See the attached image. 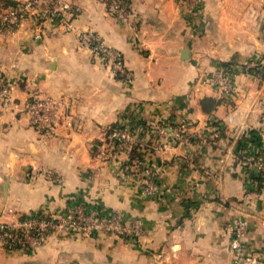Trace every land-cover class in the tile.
Listing matches in <instances>:
<instances>
[{"label":"crops","instance_id":"crops-1","mask_svg":"<svg viewBox=\"0 0 264 264\" xmlns=\"http://www.w3.org/2000/svg\"><path fill=\"white\" fill-rule=\"evenodd\" d=\"M60 1L71 7V29L30 18L0 27V75L14 101L0 100V222L81 206L120 211L144 228L134 239L66 232L30 252L0 246V264H235L239 217L247 220L246 264H264V185L257 188L245 159L264 162V0H123L130 24L107 0ZM75 30L118 49L131 79ZM256 65L262 76L248 71ZM229 70L233 94L221 97L210 79ZM33 95L60 103L70 125L39 135L23 111ZM126 118L148 130L139 149L160 199L123 175L124 154H107L108 129ZM161 124L181 127V142L153 146Z\"/></svg>","mask_w":264,"mask_h":264},{"label":"built area","instance_id":"built-area-1","mask_svg":"<svg viewBox=\"0 0 264 264\" xmlns=\"http://www.w3.org/2000/svg\"><path fill=\"white\" fill-rule=\"evenodd\" d=\"M191 6L195 0H181ZM108 11L119 22L130 24L132 14L123 0H107ZM71 7L60 0H22L12 4H0V27L17 26L22 20L30 18L36 24L43 19H55L66 22V28L71 29L67 20ZM81 45L122 77L131 79V72L125 67L121 52L107 44L99 35L90 30H75ZM210 82L218 89L221 97L233 94L234 82L231 71L211 77ZM0 100L3 105L14 104L8 82L0 75ZM23 111L29 125L41 136H51L63 125L69 126L70 119L60 103L43 95H33L23 104ZM169 129L161 124L154 129L153 146L166 148L176 145L182 140V129L179 126ZM148 132L142 123L132 122L126 118L112 125L107 132V148L110 156L125 158L121 171L128 179L139 185L141 192L152 199H160L162 192L153 166L139 158L131 159L130 154L134 145ZM246 161L255 172L264 171V162L253 155L247 156ZM9 213L12 211L9 209ZM144 228L141 220H126L120 211H105L98 208L85 209L81 206H70L60 216L18 215L10 221L0 222V246L6 250H21L30 252L41 247L52 235H63L66 232L91 233L102 232L115 235L122 239L138 237ZM247 230V220L243 217L236 219L231 227V248L234 251L235 264H246L244 237Z\"/></svg>","mask_w":264,"mask_h":264},{"label":"trees","instance_id":"trees-1","mask_svg":"<svg viewBox=\"0 0 264 264\" xmlns=\"http://www.w3.org/2000/svg\"><path fill=\"white\" fill-rule=\"evenodd\" d=\"M4 4H12L14 3L12 0H2ZM250 73L259 74L262 76V68L259 65L254 67H250L248 70ZM131 159L139 158L143 159L142 152L139 147H133L130 154ZM253 179L256 182L257 188L260 189L264 185V171L263 172H253L252 174Z\"/></svg>","mask_w":264,"mask_h":264},{"label":"rangeland","instance_id":"rangeland-1","mask_svg":"<svg viewBox=\"0 0 264 264\" xmlns=\"http://www.w3.org/2000/svg\"><path fill=\"white\" fill-rule=\"evenodd\" d=\"M140 143V142H139ZM133 147H139V144L138 145H134ZM109 150H111V149H108L107 150V154L108 153H111ZM120 154H118V156H119ZM114 159H117V158H115V157H113ZM117 160H119V162H120V166L122 167L123 166V161H124V159H121V158H119V159H117ZM148 163V162H147ZM120 167V168H121ZM122 172V171H121Z\"/></svg>","mask_w":264,"mask_h":264}]
</instances>
